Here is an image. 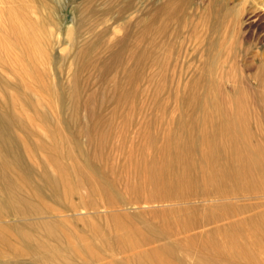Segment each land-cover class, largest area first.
<instances>
[{
    "label": "rangeland",
    "instance_id": "374dc122",
    "mask_svg": "<svg viewBox=\"0 0 264 264\" xmlns=\"http://www.w3.org/2000/svg\"><path fill=\"white\" fill-rule=\"evenodd\" d=\"M166 1L0 9V264H264V0Z\"/></svg>",
    "mask_w": 264,
    "mask_h": 264
},
{
    "label": "bare ground",
    "instance_id": "6f19581e",
    "mask_svg": "<svg viewBox=\"0 0 264 264\" xmlns=\"http://www.w3.org/2000/svg\"><path fill=\"white\" fill-rule=\"evenodd\" d=\"M49 1L53 2L54 4L56 2H58V0H49ZM185 2H186V0H168V1L164 2L163 7L168 8V7H171L170 5H179V4H182ZM21 6H24V7L33 6V0L32 1L31 0H0V9L7 8V7H11V8L14 7L15 8V7H21ZM13 120H14V117L11 114L10 115H9V113L3 114L0 111V167H2V166H4V167L13 166V167H17V168H22L24 170L22 173V177L28 178L29 176H31V174L33 172L31 169H29L30 167L27 168V165L25 163V159L21 155L20 141L17 140V138H15L10 133V127L13 123ZM188 152L191 153L190 150ZM198 162H199V160H198ZM211 165H213V164H211ZM217 170H222V169L218 168ZM187 178H189V177H187ZM15 182L17 183V181L14 180V178L12 177V175L5 173V172L0 173V191L2 192V195L0 196V198L2 197L1 198L3 200L2 204H4V207L6 209L8 208V210L9 209L10 210L16 209V206H14L12 203L13 202L12 198L21 197L20 194L18 192H16V190L13 188V187H15L14 186ZM50 184L52 185V187H55V188H57V186H58L57 180L50 181ZM4 207H3V209H4ZM32 207L34 208V206H32ZM15 212L18 213L19 210L15 211ZM9 214H11V213H9ZM253 232H255V231H253ZM255 236H257V235H255ZM256 241H257V243H259V245H261L262 250L264 251V238H261V239L256 240Z\"/></svg>",
    "mask_w": 264,
    "mask_h": 264
}]
</instances>
